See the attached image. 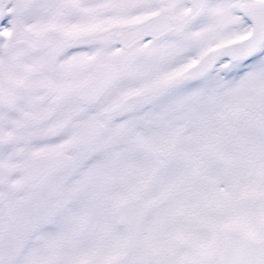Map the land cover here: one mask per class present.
<instances>
[{"label": "snow or ice", "instance_id": "6c2138e0", "mask_svg": "<svg viewBox=\"0 0 264 264\" xmlns=\"http://www.w3.org/2000/svg\"><path fill=\"white\" fill-rule=\"evenodd\" d=\"M0 264H264V0H0Z\"/></svg>", "mask_w": 264, "mask_h": 264}]
</instances>
